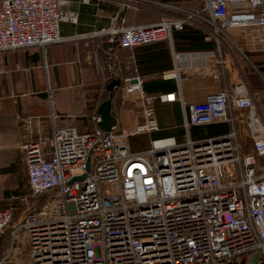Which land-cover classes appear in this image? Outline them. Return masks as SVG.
Here are the masks:
<instances>
[{"label": "built area", "instance_id": "2783aa9c", "mask_svg": "<svg viewBox=\"0 0 264 264\" xmlns=\"http://www.w3.org/2000/svg\"><path fill=\"white\" fill-rule=\"evenodd\" d=\"M115 1L124 8L136 3ZM201 1L199 11L177 20L106 32L128 49L171 41L174 31L195 21L216 37L232 27L264 32V0ZM241 4L252 12L229 13ZM62 42L58 0H0V53L44 52ZM124 90L141 92V81L136 77ZM153 100L141 97V122L129 130L55 128L22 145L31 194L43 198L12 233H24L28 264H250L254 255L251 264H264V115L258 99L239 83L202 102L183 103L182 142L160 139L132 152L130 137L158 131ZM233 108L246 112L250 153L235 130L190 139L193 126L234 124ZM12 212L0 211V239ZM0 264H12L11 251Z\"/></svg>", "mask_w": 264, "mask_h": 264}, {"label": "crops", "instance_id": "0c3cea01", "mask_svg": "<svg viewBox=\"0 0 264 264\" xmlns=\"http://www.w3.org/2000/svg\"><path fill=\"white\" fill-rule=\"evenodd\" d=\"M133 5L124 8L115 0H58L64 42L49 45L44 52L31 47L0 53V211L13 209L0 239V259L11 251L12 264H28L24 233L17 232L14 238L12 233L28 211L43 203L42 197L31 194L22 145L51 136L55 128L75 127L80 133L99 129L98 108L109 97L107 86L112 79H123L111 100L117 131L140 123L141 97H154L158 131L130 137L128 145L133 152L145 150L150 142L160 139L182 142L186 137L183 103L202 102L207 95L239 83L258 99L264 115L261 29L232 27L216 37L195 21L174 31L171 41L151 44L154 47L149 49L144 48L147 45L122 48L110 41L106 31L177 20L188 11H199L202 1L136 0ZM251 12L246 4L229 7L230 14ZM194 33L207 43L213 42L212 49H190L186 40L174 39ZM163 52L168 54V63ZM136 77L141 81V92L126 93L124 88L134 84ZM167 95L174 99H159ZM231 113L234 124L193 126L190 139L201 141L235 130L245 152L250 153L246 112L233 108Z\"/></svg>", "mask_w": 264, "mask_h": 264}, {"label": "water", "instance_id": "95a60500", "mask_svg": "<svg viewBox=\"0 0 264 264\" xmlns=\"http://www.w3.org/2000/svg\"><path fill=\"white\" fill-rule=\"evenodd\" d=\"M122 82L119 79H112L108 86L107 90L109 91V97L108 99L102 103L98 108V114H99V120L97 122V126L100 130L104 132H109L113 128L116 127V118L111 114V100L113 93L116 89H118L121 86ZM88 170V165H87ZM85 175H82L80 177L74 178L70 183L73 181H81L83 180ZM257 258V255H254L251 259V263L255 262ZM250 263V264H251Z\"/></svg>", "mask_w": 264, "mask_h": 264}, {"label": "trees", "instance_id": "16d2710c", "mask_svg": "<svg viewBox=\"0 0 264 264\" xmlns=\"http://www.w3.org/2000/svg\"><path fill=\"white\" fill-rule=\"evenodd\" d=\"M195 34V33H194ZM180 39V40H186V44L189 46L188 48L190 49H212V44L213 42H205L204 41V38L202 35H200L199 33L195 34V36H190V35H184V36H175L174 39ZM114 43L119 46V44L117 43V39L114 40ZM161 43V42H160ZM146 46V45H145ZM148 46V47H147ZM146 47H144L145 49H149L151 47H154V46H151V44L147 45ZM142 47V46H141ZM128 49V48H127ZM163 59L165 60L164 62H167L168 63V54L166 52H163ZM161 57V58H162ZM155 60V59H152V60H149L147 61L148 64H151L152 61ZM122 83H123V79H119ZM263 90H264V85H263Z\"/></svg>", "mask_w": 264, "mask_h": 264}, {"label": "rangeland", "instance_id": "374dc122", "mask_svg": "<svg viewBox=\"0 0 264 264\" xmlns=\"http://www.w3.org/2000/svg\"><path fill=\"white\" fill-rule=\"evenodd\" d=\"M144 148H142L141 150H143ZM131 150V149H130ZM132 151V150H131ZM133 152V151H132ZM21 252H23V249H21ZM22 259L24 260L23 256H22Z\"/></svg>", "mask_w": 264, "mask_h": 264}]
</instances>
